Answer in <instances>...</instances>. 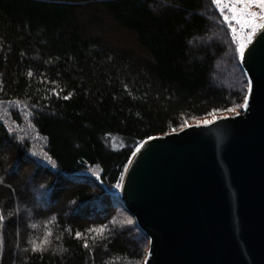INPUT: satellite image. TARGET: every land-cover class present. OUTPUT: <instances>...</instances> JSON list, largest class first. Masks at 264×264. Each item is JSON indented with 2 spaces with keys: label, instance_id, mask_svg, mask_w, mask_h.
Masks as SVG:
<instances>
[{
  "label": "trees",
  "instance_id": "1",
  "mask_svg": "<svg viewBox=\"0 0 264 264\" xmlns=\"http://www.w3.org/2000/svg\"><path fill=\"white\" fill-rule=\"evenodd\" d=\"M220 20L212 0H0V105L27 113L50 161L35 165L0 121V264H144L150 241L110 206L124 208L115 184L148 137L243 102L241 62L236 83L220 73L230 50ZM41 177L53 186L45 204L30 192ZM102 224L103 237L87 231ZM49 229L34 253L29 241Z\"/></svg>",
  "mask_w": 264,
  "mask_h": 264
},
{
  "label": "water",
  "instance_id": "2",
  "mask_svg": "<svg viewBox=\"0 0 264 264\" xmlns=\"http://www.w3.org/2000/svg\"><path fill=\"white\" fill-rule=\"evenodd\" d=\"M241 67L239 115L143 143L117 198L150 241L147 264H264V35Z\"/></svg>",
  "mask_w": 264,
  "mask_h": 264
},
{
  "label": "snow or ice",
  "instance_id": "3",
  "mask_svg": "<svg viewBox=\"0 0 264 264\" xmlns=\"http://www.w3.org/2000/svg\"><path fill=\"white\" fill-rule=\"evenodd\" d=\"M163 4H168V0H162ZM213 5L218 9V11L223 16V19L225 22L229 21H235L236 24H238L240 27L239 29L233 25L232 23L228 24V27L232 33V39L236 44V51L239 54V57L241 60L245 59V49L248 48V46L252 43L253 39L257 36V33L260 32L262 35H264V0H212ZM29 76H32L33 73L29 71ZM53 84L55 81L52 82ZM127 89V85L124 86ZM253 89V84L251 81L247 84V91L243 97V102L239 104H235L232 107L228 109H213V112L216 111H228V112H235L237 108H243L246 109L248 107L249 102V93H251ZM52 93L55 95H59V92H57L56 88L52 89ZM72 93L69 92L68 95L64 96L63 98L65 100L69 99L71 97ZM203 125H208L213 123L211 120H203ZM175 131V128L173 129ZM148 139H154V137H148ZM143 146V143L137 146L136 152H133V156L136 155L137 152L140 151V148ZM131 161H129L130 163ZM56 165L53 163L52 167H55ZM127 167V165L125 166ZM123 173H121V180L123 179ZM121 182L118 181L115 184V188L120 189L121 188ZM40 187H44V185H40ZM13 215L12 212L8 213V217H11ZM31 215V213H29ZM6 217L5 215L0 212V228L3 227L4 221ZM52 221H55V216L50 218ZM112 223H115L113 220ZM124 223L127 225H132L133 220L131 218L127 219ZM29 227L36 228V223H30ZM108 228L107 224H102L99 226L93 225L90 227L87 231L89 233H95V235L103 237V234L105 230ZM67 231L71 232V228L68 227L66 229ZM52 235L51 229L45 232L44 239L40 240L39 244H37L35 241L30 240L29 243L31 244L32 251L35 252H41L47 251V245L51 243V241L48 239ZM95 235L92 237L93 240H95ZM75 238L81 239L82 233L77 230L75 232ZM59 239V237H57ZM83 247L89 248V239L87 237H83ZM0 249H2V244H0ZM53 251H57V249H53ZM60 252H66L67 249H64L63 247H60L58 249ZM150 254V253H149ZM0 255H2V252H0ZM139 264V262H137ZM144 264H147V260L145 259Z\"/></svg>",
  "mask_w": 264,
  "mask_h": 264
},
{
  "label": "rangeland",
  "instance_id": "4",
  "mask_svg": "<svg viewBox=\"0 0 264 264\" xmlns=\"http://www.w3.org/2000/svg\"><path fill=\"white\" fill-rule=\"evenodd\" d=\"M218 13L220 14V17H221L220 21L223 23V26L225 27V28L223 27L224 32L228 33L226 44L230 48L228 54L226 55L227 57L224 59L222 63L220 73L222 75L223 74L225 75V79L227 82L236 83L238 78L241 77L243 73L241 69H239V61L241 62V59L239 57V54L236 51V44L232 39V33L228 27V24L232 23L238 29L240 26L236 24L235 21L225 22L221 13L219 11ZM14 110L16 109L12 106L6 107L4 105H0V121L6 124L11 135L15 136L18 140H20V142L27 144L26 149L29 150L30 160L33 163H35V165H40L43 168L44 167L48 168L50 166V163H49L50 161L46 153L45 145L43 144L41 140L33 136L32 132H29L30 131L29 121H28L29 118L27 116V113L24 111L14 112ZM244 111L245 109L243 108H237L235 112H224V113L213 114L206 118L194 120L190 122L187 126L200 125L202 124L200 122H202L205 119L211 120L214 122L215 120L219 118L239 115L243 113ZM109 144L112 145L113 147H119L122 144V139L117 136H113L110 138ZM90 174L93 176L94 174H97V173L92 170ZM29 184L31 186V190H30L31 194H34L37 197V199L40 200L41 202H44V204L49 202L50 193L52 191L51 188L53 187L52 185H50V182L45 181L41 177L39 178V180L37 179L29 180ZM40 185H44V187H40ZM121 185H122V182H121ZM120 189H117V191H120ZM110 206L113 208V210L116 211V215L120 218V222L122 224H126L124 222L129 218L133 220L132 225L136 223V220L129 214V212L125 209V207L123 208L121 205H118L115 203ZM96 207L98 208V206ZM148 251H149V248H148ZM147 257H146V260H147Z\"/></svg>",
  "mask_w": 264,
  "mask_h": 264
}]
</instances>
